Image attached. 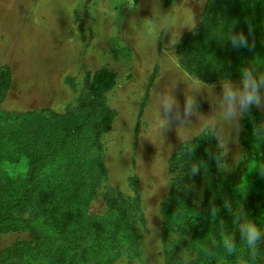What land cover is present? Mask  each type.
Here are the masks:
<instances>
[{
    "label": "rangeland",
    "instance_id": "1",
    "mask_svg": "<svg viewBox=\"0 0 264 264\" xmlns=\"http://www.w3.org/2000/svg\"><path fill=\"white\" fill-rule=\"evenodd\" d=\"M10 2L3 1L0 16V65H7L10 73L9 87L0 99V112L9 116L6 122L12 121L10 115L35 109L71 110L86 91L85 72L105 67L115 74L113 87L105 93L112 120L109 129L99 135L103 174L87 201V213L102 221L99 232H116L114 245L104 252L111 257L110 264H182L185 251L192 256L190 264H202L207 255L204 246L194 242L190 227L173 223L176 218L166 224L162 213L163 197L178 183L189 208L199 209L203 198V175H191L193 162L188 167L184 161L174 162L176 146L185 141L178 136L190 131L191 139L207 137L215 168L232 175L234 198L248 203L264 195V131H257L264 126V109L253 107L240 120L238 133L223 125L228 140L227 154L221 155L224 150L218 148L207 125L222 117L213 109L224 78L194 77L175 52L176 45L166 48L171 34L178 31L181 39L190 31L182 25L190 24L191 10L198 21L203 8L198 0H49L47 5L36 1L32 15L28 10L23 17L20 10L4 7ZM236 6L244 14L236 18L238 22L252 24L264 14V0H237ZM200 80L209 87L195 92ZM171 91L181 115L185 95H195L199 115L188 118L191 129L174 121L162 138L155 123L157 105L160 94L165 92L163 98L168 99ZM24 160L4 161L0 170L6 176L20 177ZM222 163L231 171L224 170ZM54 168L55 164L46 165L43 171ZM185 171L188 179L181 180ZM238 190L246 193L242 196ZM148 206L155 212L149 221ZM33 207L18 215H31ZM262 215L260 227L264 229V209ZM148 222L154 225V235ZM79 236L89 239L82 233ZM35 241L28 230L0 231V264H25L23 259L8 256L9 250L17 242L32 245ZM260 248L257 258L264 263V242ZM103 260L98 257L97 264H108ZM91 264L96 263L92 260Z\"/></svg>",
    "mask_w": 264,
    "mask_h": 264
},
{
    "label": "trees",
    "instance_id": "2",
    "mask_svg": "<svg viewBox=\"0 0 264 264\" xmlns=\"http://www.w3.org/2000/svg\"><path fill=\"white\" fill-rule=\"evenodd\" d=\"M168 2L169 0H165ZM237 0H206L198 16V27L190 30L175 46L187 71L201 80L240 78V69L255 66V74L264 75V14L257 16L252 34L248 25L239 22L236 31H243L249 39L248 48L234 49L229 42L220 41L227 36L232 21L243 17L236 6ZM237 18V19H236ZM252 23V24H253ZM250 23V25H252ZM88 85L74 108L57 113L47 108L10 115L0 112V169L4 161L12 162L24 157L25 170L20 177L4 175L0 170V231L28 230L37 241L29 245L15 243L9 254L23 259L25 264H91L98 257L110 264L106 251L114 245L116 232H99V216L87 213V201L92 188L103 174L98 152L99 135L109 129L112 111L105 104V93L115 83V74L105 67L85 72ZM10 84L7 65H0V99ZM248 114V113H247ZM189 139L175 148L174 162L199 165L203 175V198L199 209L189 208L181 184L173 187L162 199V213L166 224L172 218L189 226L198 246L211 247L210 236H220V225L234 233L238 251L227 255L221 247L213 249L202 264H264L259 258L249 257L246 246L235 231L232 217L223 208L224 198L231 200L233 208L239 206L231 185L232 175H226L214 166V153L208 140ZM206 139V140H205ZM55 168L44 172V166ZM60 166V167H59ZM185 171L181 180L188 179ZM243 207L260 227L264 209V195L244 203ZM215 204L219 217L214 221L209 207ZM34 211L27 217L18 214L28 207ZM196 211V213H194ZM89 236L81 240L79 234ZM73 235V239H69ZM44 247H46L44 249ZM105 252V253H104Z\"/></svg>",
    "mask_w": 264,
    "mask_h": 264
},
{
    "label": "clouds",
    "instance_id": "3",
    "mask_svg": "<svg viewBox=\"0 0 264 264\" xmlns=\"http://www.w3.org/2000/svg\"><path fill=\"white\" fill-rule=\"evenodd\" d=\"M206 0H198V3L203 7ZM238 21H232L228 29V35L225 37L221 35L219 37L220 41H227L231 44L234 49L239 48H248L249 39L248 36L244 34L243 31H236L235 29L238 26ZM181 27V26H180ZM189 30H196L198 27V21L196 14L191 10L190 24L186 23L182 25ZM170 31V30H165ZM171 32V31H170ZM252 34L251 25H248V35ZM180 41V33L177 31L176 35L170 36L168 45L166 48H172ZM205 84L200 80V86L195 90V92L205 89ZM208 86V85H207ZM221 92L216 96L217 102L214 103L215 108L213 112L219 110L222 113L220 120H209L208 127L213 131L214 135L218 141V148H222L224 151L221 155L227 154L226 143L228 140V133L224 132V124L228 125V128H232L237 133L240 130V120L251 111L253 107L264 109V75L255 74V66H247L240 69V80L239 82H234L229 78H224L221 80ZM209 87V86H208ZM165 92L160 94V100L157 105L158 111L156 116V127L159 134L162 136V133L168 129L174 121H179V125H183L186 129H191L187 126L190 124L188 118L193 114L199 115L195 95L188 97L185 95L183 103V114L181 115L180 105L173 95L172 91L168 99H164ZM202 116V115H200ZM257 131H264V126H261ZM191 132L188 131L185 133L184 137H179L180 139L189 140L191 139ZM221 158V157H220ZM223 164V169L231 171L230 167L226 163ZM201 171L199 165H194L191 167V175H197ZM261 174H264V171H261ZM164 187H167L168 184H161ZM192 185L187 186L188 190L192 189ZM247 190V187H246ZM246 190L241 193L243 196L246 193ZM154 194L151 193L150 195ZM134 195V193H132ZM202 198V193H201ZM246 198V196H245ZM223 208L228 212L232 217L233 224L235 226V231L239 233V236L243 240L249 257L255 259L260 255L261 248L260 245L264 242V229L259 227L257 223L250 217L249 213L243 207V204L239 203L237 208H233L232 202L227 197L224 198ZM153 207L148 206L146 215L149 218L153 213ZM220 209L215 205L211 204L209 207L210 217L215 221L219 217ZM148 228L151 230V234H155L154 225L148 222ZM220 236L221 239L217 242L215 235L210 236L209 240L211 242V247L205 245L203 251L205 255L212 256L213 249L216 247H221L225 254L231 256L235 255L238 251V246L236 243V236L234 233L228 232L224 225H220ZM150 238V237H149ZM182 264H190L192 256L185 251L182 254Z\"/></svg>",
    "mask_w": 264,
    "mask_h": 264
},
{
    "label": "crops",
    "instance_id": "4",
    "mask_svg": "<svg viewBox=\"0 0 264 264\" xmlns=\"http://www.w3.org/2000/svg\"><path fill=\"white\" fill-rule=\"evenodd\" d=\"M3 1L6 0H0V16H1V11H2V6H3ZM9 1V0H8ZM11 2L8 4H5L4 7L6 9H9V7L16 8L17 10L21 11V16L23 17L24 15H28V10H29V15H32L34 7H35V2L42 1L45 2V5L48 4L49 0H10ZM44 6V3H43Z\"/></svg>",
    "mask_w": 264,
    "mask_h": 264
},
{
    "label": "built area",
    "instance_id": "5",
    "mask_svg": "<svg viewBox=\"0 0 264 264\" xmlns=\"http://www.w3.org/2000/svg\"><path fill=\"white\" fill-rule=\"evenodd\" d=\"M130 0H125V2H129Z\"/></svg>",
    "mask_w": 264,
    "mask_h": 264
}]
</instances>
